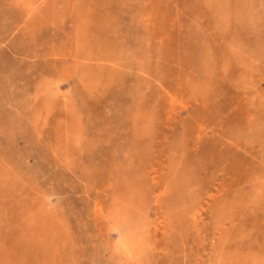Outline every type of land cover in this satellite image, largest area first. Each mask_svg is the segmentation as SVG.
<instances>
[{"label": "rangeland", "instance_id": "374dc122", "mask_svg": "<svg viewBox=\"0 0 264 264\" xmlns=\"http://www.w3.org/2000/svg\"><path fill=\"white\" fill-rule=\"evenodd\" d=\"M0 264H264V0H0Z\"/></svg>", "mask_w": 264, "mask_h": 264}, {"label": "bare ground", "instance_id": "6f19581e", "mask_svg": "<svg viewBox=\"0 0 264 264\" xmlns=\"http://www.w3.org/2000/svg\"><path fill=\"white\" fill-rule=\"evenodd\" d=\"M124 247L127 248V249H130L129 246H128V244L124 245Z\"/></svg>", "mask_w": 264, "mask_h": 264}]
</instances>
